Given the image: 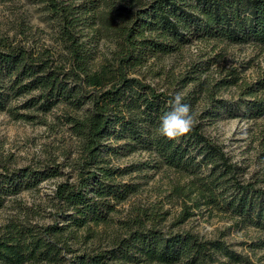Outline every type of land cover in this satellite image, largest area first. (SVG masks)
<instances>
[{
	"label": "rangeland",
	"instance_id": "obj_1",
	"mask_svg": "<svg viewBox=\"0 0 264 264\" xmlns=\"http://www.w3.org/2000/svg\"><path fill=\"white\" fill-rule=\"evenodd\" d=\"M85 1L0 0V46H23L66 71L68 43L53 4L76 6ZM94 1L85 5L91 6ZM147 1L116 0L118 24L125 16L122 7L134 10L137 2ZM100 10L104 12V7ZM78 29L80 50L87 58L89 71L115 70L124 56L118 46L119 37L104 39L84 25ZM145 52L142 59L127 68L128 77L172 96L180 93L203 132L237 164L238 179L264 188V113L248 117L241 103L251 98L246 96L247 87L264 78V46L251 41L236 44L194 36L173 52ZM68 82L71 86L78 83L73 79ZM81 85L83 95L96 93L95 88ZM37 95L33 91L10 98L0 110V173L29 167L43 175L5 197L0 205V233L11 223L38 227L66 224L54 198L55 187L62 182L76 183L82 167L109 169L112 175L105 181L134 187L115 203L107 214V222L66 226L61 233L52 235V240L66 248L60 253L63 259L38 264H72L75 255L110 249L131 232L146 229L163 234L190 232L206 240L220 238L242 257L241 264H264V232L216 206L201 204L193 208V200L176 190L189 177L158 164L154 152L130 150L126 146L128 140L108 135L102 138L95 164L91 168L83 165L85 138L80 128L89 102L84 100L83 105L77 106L61 100L44 110L39 102L31 101ZM255 96L264 98V89L261 87ZM210 101L221 102L225 107L213 119L201 118ZM137 260L120 258L112 264H158Z\"/></svg>",
	"mask_w": 264,
	"mask_h": 264
},
{
	"label": "trees",
	"instance_id": "obj_2",
	"mask_svg": "<svg viewBox=\"0 0 264 264\" xmlns=\"http://www.w3.org/2000/svg\"><path fill=\"white\" fill-rule=\"evenodd\" d=\"M92 1L76 6L53 4L68 43L66 71L23 46H0V110L10 98L33 91L38 95L31 101L39 102L44 110L61 100L77 106L88 101L90 108L80 128L85 138L83 165L91 168L95 164L103 137L115 135L126 139L130 150L154 152L158 164L189 177L187 183L176 190L193 200V208L201 204L216 206L264 232V188L238 179L237 164L221 145L203 132L199 122L178 140L160 135V117L170 110L169 101L173 96L127 75V68L142 59L145 51L173 52L194 36L236 44L251 41L264 46V0H148L137 2L134 10L122 7L125 16L120 24L116 0H96L91 6L85 5ZM86 19L92 20L87 22ZM79 25L104 39L119 37L118 46L124 56L115 70L89 71L78 42ZM69 79L78 83L71 86ZM263 79L247 87L246 96L251 98L241 102L248 117L264 113V98L255 96L261 87L264 89ZM81 83L95 88L96 93L83 95ZM213 102L210 101L201 118L213 119L217 111L225 107L221 102ZM81 169L76 183L62 182L55 187L54 198L66 224L6 225L0 233L1 263L60 261L63 259L60 253L66 248L52 240V235L61 233L66 226L107 222V214L113 211L115 203L134 190L131 185L105 181L112 175L109 169ZM38 177H43L42 173L29 167L0 173V205L6 196L29 186ZM261 245L264 246V240ZM120 258L158 264L243 262L220 238L206 240L190 232L163 234L146 229L131 232L110 249L75 255L72 264H112Z\"/></svg>",
	"mask_w": 264,
	"mask_h": 264
},
{
	"label": "clouds",
	"instance_id": "obj_3",
	"mask_svg": "<svg viewBox=\"0 0 264 264\" xmlns=\"http://www.w3.org/2000/svg\"><path fill=\"white\" fill-rule=\"evenodd\" d=\"M170 110L160 117L158 131L169 140H178L189 134L195 126V114L191 106L183 103V96L175 94L169 101Z\"/></svg>",
	"mask_w": 264,
	"mask_h": 264
}]
</instances>
